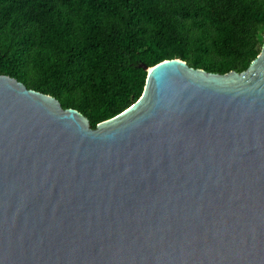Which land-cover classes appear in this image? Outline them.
<instances>
[{"label": "water", "instance_id": "95a60500", "mask_svg": "<svg viewBox=\"0 0 264 264\" xmlns=\"http://www.w3.org/2000/svg\"><path fill=\"white\" fill-rule=\"evenodd\" d=\"M137 67L94 128L0 75V264H264V37L239 73Z\"/></svg>", "mask_w": 264, "mask_h": 264}, {"label": "trees", "instance_id": "16d2710c", "mask_svg": "<svg viewBox=\"0 0 264 264\" xmlns=\"http://www.w3.org/2000/svg\"><path fill=\"white\" fill-rule=\"evenodd\" d=\"M263 37L264 0H0V75L94 128L139 97V63L239 73Z\"/></svg>", "mask_w": 264, "mask_h": 264}]
</instances>
